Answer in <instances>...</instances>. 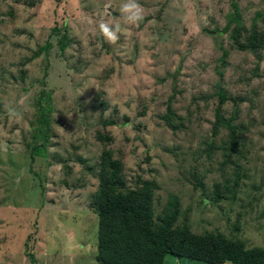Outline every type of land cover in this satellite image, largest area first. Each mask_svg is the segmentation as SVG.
<instances>
[{
	"label": "rangeland",
	"instance_id": "374dc122",
	"mask_svg": "<svg viewBox=\"0 0 264 264\" xmlns=\"http://www.w3.org/2000/svg\"><path fill=\"white\" fill-rule=\"evenodd\" d=\"M238 26L264 0H0V264H98L114 174L153 185L156 229L264 248V49Z\"/></svg>",
	"mask_w": 264,
	"mask_h": 264
},
{
	"label": "trees",
	"instance_id": "16d2710c",
	"mask_svg": "<svg viewBox=\"0 0 264 264\" xmlns=\"http://www.w3.org/2000/svg\"><path fill=\"white\" fill-rule=\"evenodd\" d=\"M253 30L242 44L240 26L236 28L235 38L239 49H264V32H259L255 27ZM225 102L226 97L222 95L221 105ZM35 150L42 153L40 148ZM118 182L120 178L115 174L102 178L98 264H165L168 255L207 264H264V248L247 250L240 242L212 234L196 236L188 229L154 228L153 185L147 183L140 190L120 193L112 187ZM28 254L32 264L35 263L34 255Z\"/></svg>",
	"mask_w": 264,
	"mask_h": 264
},
{
	"label": "clouds",
	"instance_id": "9594fccd",
	"mask_svg": "<svg viewBox=\"0 0 264 264\" xmlns=\"http://www.w3.org/2000/svg\"><path fill=\"white\" fill-rule=\"evenodd\" d=\"M137 9H138V5H136L135 3L125 4L122 7V12L130 14L128 16V19L134 20V19H139V13H138ZM101 28H102V31L104 32V35L109 40H111V41L116 40L117 37H116L115 33L113 31H111L106 25H102Z\"/></svg>",
	"mask_w": 264,
	"mask_h": 264
}]
</instances>
